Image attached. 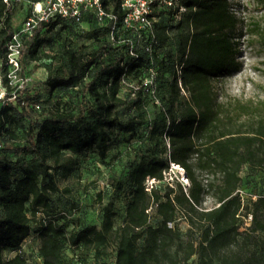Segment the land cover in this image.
Masks as SVG:
<instances>
[{"label":"trees","instance_id":"obj_1","mask_svg":"<svg viewBox=\"0 0 264 264\" xmlns=\"http://www.w3.org/2000/svg\"><path fill=\"white\" fill-rule=\"evenodd\" d=\"M17 2L0 0V76ZM101 2L117 16L113 30L88 12L80 23L52 17L22 37L26 73L50 58L40 63L48 94L27 95L39 111L1 110L0 264H30L22 247L29 237L39 240L42 264H74L66 245L97 258L113 247L112 264H188L193 257L197 264H264V243L257 244L264 193L248 205L238 193L245 165L264 173V101L219 99L214 87L235 65L230 33L237 19L228 0H179L185 11L177 20L176 8L155 5L151 26L140 28L123 26L121 0ZM84 20L94 26L76 46ZM63 28L71 31L62 39ZM137 140L144 145L115 184L119 206L104 203L99 226L68 233L53 196L58 178L74 171L72 156L92 153L104 163L112 145ZM171 164L189 185L173 180L146 189V178L163 181ZM206 196L215 200L211 208L202 206Z\"/></svg>","mask_w":264,"mask_h":264},{"label":"rangeland","instance_id":"obj_2","mask_svg":"<svg viewBox=\"0 0 264 264\" xmlns=\"http://www.w3.org/2000/svg\"><path fill=\"white\" fill-rule=\"evenodd\" d=\"M14 4V13L11 18V25L16 29L25 21L28 14L33 10V0H17ZM46 1V0H42ZM230 10L234 13L237 22L230 36L236 44L235 65L224 75L214 81V87L219 99L234 101L238 99L242 102L264 101V0H228ZM94 25L84 20L80 27L75 30L78 36H73L74 45L80 46L89 40L87 32ZM71 30L63 28L61 30L62 39L69 35ZM110 33V32H109ZM112 35V32L110 33ZM60 39L55 40L59 44ZM45 53L51 55L49 50ZM44 54V53H43ZM50 58L42 57L40 61L29 64V71L34 78L31 89L32 97H47L48 90L43 81L47 76L46 68L40 63H48ZM34 65H37L34 67ZM125 92L122 89L121 94ZM261 107V106H260ZM144 144L137 141H130L122 145H112L111 158L101 163L92 153H80L72 156L75 159L74 171L68 177H59L57 184L58 192L53 196L56 212L58 216H63L60 223H65L68 233L84 226H99L101 221V206L114 200L119 206V200L115 184L119 177L126 173L128 164L136 158L138 149ZM184 176L185 172H184ZM180 169L170 165L168 171L164 173V180L159 182L146 178V189L157 185L162 190L165 182L173 180L180 181L187 187L189 181L183 179ZM240 186L238 193L244 205L250 204L258 195L264 193V173L258 169L245 165L240 172ZM67 189V191H65ZM101 194V197L98 194ZM215 205V200L211 196H206L202 206L211 208ZM151 219L156 221L153 210L150 211ZM250 216L243 219L242 228L249 224ZM118 222H120L118 220ZM183 238H186L187 224L181 218H177ZM195 236V235H193ZM39 240L29 237L23 244V249L27 254L30 264H42L37 257L36 249ZM264 243V233L257 237V244ZM65 257L74 264H112L114 260V250L110 247L104 257L97 258L91 250L76 248L70 245L65 246ZM11 254L6 255L9 257ZM188 264H197L193 257Z\"/></svg>","mask_w":264,"mask_h":264},{"label":"built area","instance_id":"obj_3","mask_svg":"<svg viewBox=\"0 0 264 264\" xmlns=\"http://www.w3.org/2000/svg\"><path fill=\"white\" fill-rule=\"evenodd\" d=\"M33 5L30 15L12 32L6 43L0 76V118L1 110L9 106L24 108L28 111H39L41 108L39 101H29L27 98L33 87L34 78L32 74L26 73L20 64L23 35L30 34L40 22L55 16L80 23L83 15L88 12L94 15L98 24L103 25L108 22L112 30L116 27L117 16L107 12L101 0H46ZM155 5L176 8L173 15L176 20L185 11L179 0H121V7L126 10L122 21L123 26L150 27L154 20L152 13ZM111 39L113 40L112 35ZM3 147L4 144L0 140V151Z\"/></svg>","mask_w":264,"mask_h":264},{"label":"bare ground","instance_id":"obj_4","mask_svg":"<svg viewBox=\"0 0 264 264\" xmlns=\"http://www.w3.org/2000/svg\"><path fill=\"white\" fill-rule=\"evenodd\" d=\"M173 166H175L176 168L180 169V171L182 172V174H183V176H184V170H183L179 165L173 164ZM183 179L186 180L187 177L184 176Z\"/></svg>","mask_w":264,"mask_h":264}]
</instances>
